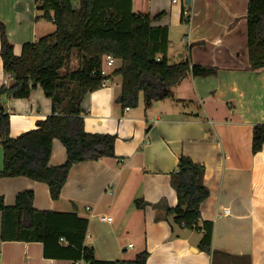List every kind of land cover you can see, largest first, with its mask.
I'll list each match as a JSON object with an SVG mask.
<instances>
[{
    "label": "crops",
    "instance_id": "crops-1",
    "mask_svg": "<svg viewBox=\"0 0 264 264\" xmlns=\"http://www.w3.org/2000/svg\"><path fill=\"white\" fill-rule=\"evenodd\" d=\"M247 3L132 0L136 13L153 17L166 12L154 26L168 28L166 57L171 64L189 59L217 67V74L206 78L188 75L171 88V97L149 108L143 98L136 108H124L119 99L121 88L115 82L118 76L113 75L108 87L85 95L81 110L86 132L116 136L115 157L73 165L56 201L45 183L26 177L0 178L4 203L12 206L20 192L31 190L37 210L76 209L89 221L85 245L101 261L133 260L146 250V264H264V145L252 152L253 127L264 123V68L248 69ZM184 9L190 14L189 21L183 18ZM41 16L35 0H0V21L15 55H20L24 44L55 30ZM172 34L181 45L176 52L170 48L176 38ZM8 77L0 57V86ZM2 101L10 114L11 137L34 129L52 113L51 100L39 85L27 98L4 96ZM181 156L205 167L203 183L209 196L200 206L199 227L204 222L213 225L210 253L199 247L193 252L187 240L171 239L165 210L152 207L162 200L176 207L170 174ZM65 160V147L53 139L49 166ZM140 199L145 202L143 208L135 205ZM106 216L112 221L100 219ZM0 264L70 262L45 258L42 243L0 238Z\"/></svg>",
    "mask_w": 264,
    "mask_h": 264
},
{
    "label": "trees",
    "instance_id": "trees-1",
    "mask_svg": "<svg viewBox=\"0 0 264 264\" xmlns=\"http://www.w3.org/2000/svg\"><path fill=\"white\" fill-rule=\"evenodd\" d=\"M35 5L42 12L41 17L54 24L55 30L36 42L24 44L20 55L14 54L5 25L0 21L2 67L12 78L8 85L0 86V146L3 149L0 178L26 177L45 183L51 199L56 201L73 165L115 157L116 136L86 132L81 110L85 95L101 89L100 67L104 56L110 55L119 62L113 75L121 77L119 99L124 108H136L139 94L149 108L154 102L171 97V88L188 75L215 76L218 68L201 66L189 59L169 62L166 57L168 28L154 26L166 16L164 11L153 17L136 13L132 0H78L77 6L72 0H35ZM245 19L248 69H263L264 0H248ZM73 53H78L80 65L61 75ZM38 85L51 100L52 113L39 120L34 129L11 137L10 114L2 98H27ZM53 139L65 147L66 160L49 166ZM263 145L264 123L256 124L252 131V152H259ZM204 174L203 164L181 156L176 170L170 174L176 207H168L163 200L152 207L163 208L165 218L175 215L179 226L200 234L199 249L210 253L213 225L204 222L199 227L200 206L209 196L203 183ZM33 198V191L26 190L9 206L0 196L2 241L42 243L45 258L70 264H146L149 255L146 250L137 253L133 260H98L94 249L85 245L89 226L86 217L79 216L76 209L71 212L37 210L33 207ZM135 205L143 208L145 202L136 200Z\"/></svg>",
    "mask_w": 264,
    "mask_h": 264
},
{
    "label": "built area",
    "instance_id": "built-area-1",
    "mask_svg": "<svg viewBox=\"0 0 264 264\" xmlns=\"http://www.w3.org/2000/svg\"><path fill=\"white\" fill-rule=\"evenodd\" d=\"M172 2L176 3L177 0H172ZM183 17L185 18V20H188V21L190 20V14H189V12L186 9L183 10ZM117 62L118 61H116L110 55H106V56H104L102 58V63H101V67H100V75L103 77V81L101 83V88L108 87V84L111 81V77L113 76V72L117 68L116 67ZM9 77H8V79H9ZM8 79L4 81L5 85L9 84ZM228 212L229 211L227 209L224 210V214H228ZM100 219L102 221H107V222H111L112 221V218L111 217H107V216L106 217H101ZM59 241L65 243L63 238H60ZM75 264H85V263L76 262Z\"/></svg>",
    "mask_w": 264,
    "mask_h": 264
},
{
    "label": "water",
    "instance_id": "water-1",
    "mask_svg": "<svg viewBox=\"0 0 264 264\" xmlns=\"http://www.w3.org/2000/svg\"><path fill=\"white\" fill-rule=\"evenodd\" d=\"M185 3L189 4L190 0H185ZM183 209H185V207H183ZM175 217H176L175 215L169 216L167 220L172 230L171 239L181 238L187 240V242L191 247L190 249L193 252H196L200 242L202 241V236L196 232H192L190 230L184 229L181 226H179L175 222Z\"/></svg>",
    "mask_w": 264,
    "mask_h": 264
},
{
    "label": "rangeland",
    "instance_id": "rangeland-1",
    "mask_svg": "<svg viewBox=\"0 0 264 264\" xmlns=\"http://www.w3.org/2000/svg\"><path fill=\"white\" fill-rule=\"evenodd\" d=\"M72 3L74 6H77L78 5V0H72ZM172 37L175 38L174 40H172V46L170 47L171 50L174 49L173 52H176L181 45H178V41H177V35L175 36L174 34H172ZM176 57V56H175ZM80 65V58H79V55L78 53H73L69 59V61L67 62L65 68H63L61 71H60V74H65L71 70H75L78 68V66ZM12 79V78H11ZM115 82L118 83V87L121 88V77L118 76V78L115 79ZM139 101H142L143 99V95L142 94H139Z\"/></svg>",
    "mask_w": 264,
    "mask_h": 264
}]
</instances>
